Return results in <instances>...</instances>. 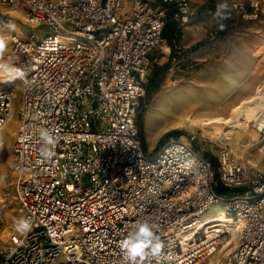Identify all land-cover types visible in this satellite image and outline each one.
<instances>
[{
	"label": "built area",
	"instance_id": "built-area-1",
	"mask_svg": "<svg viewBox=\"0 0 264 264\" xmlns=\"http://www.w3.org/2000/svg\"><path fill=\"white\" fill-rule=\"evenodd\" d=\"M194 1L0 0V11H21L23 27H47L41 39L10 36L4 60L25 76L0 77V149L21 93L13 183L32 224L10 237L0 264H128L120 245L143 219L160 226L164 248L142 264H264V171L241 164L222 141L216 156L196 133L145 152L138 121L152 56L163 46L187 67L182 34ZM203 1L221 17L223 0ZM228 6L246 22L264 15L263 0ZM168 23L178 30L172 46L162 37ZM42 129L56 142L51 157L41 154ZM218 204L234 225L199 231Z\"/></svg>",
	"mask_w": 264,
	"mask_h": 264
},
{
	"label": "rangeland",
	"instance_id": "rangeland-1",
	"mask_svg": "<svg viewBox=\"0 0 264 264\" xmlns=\"http://www.w3.org/2000/svg\"><path fill=\"white\" fill-rule=\"evenodd\" d=\"M231 1L233 0H228L227 3ZM212 6L213 4L209 1L206 2L203 0H197L193 2L190 23L183 29V41H192L194 37V34L184 33L187 28L188 30L190 29L189 32L194 31L197 35L199 34L198 36H201V41L186 48L188 49L189 55V63L187 67L180 65L178 59L173 60L172 65L164 74L163 82L158 87V93L152 92L151 94L147 93L146 95L142 112L147 110L145 115L144 134L145 152L148 156H153L159 142L167 134L173 132L180 133V136L186 135L187 133H196L207 138L210 143L212 141V143L215 144L214 154L216 156L218 155V149L221 145L220 142H218L219 140L216 141L214 138L210 139L207 136H204V133L199 130H172L162 135L160 134L156 139L151 140L148 137L149 133L147 132V114L156 97L159 96L160 93L167 92L172 103H175L176 101L179 102L180 98L185 96V93L182 92L183 86L187 85L192 80H194V83L200 85L196 81V78L200 76L201 73L205 75L203 77V83L205 82L204 84L209 87L216 84L217 80L227 79L229 76H234L239 79L244 78V85L249 83L252 89L255 85L260 84L264 80V55L263 58L256 63L255 60L248 56V51L245 50L243 46L246 41L251 42L253 45L257 42H264V15H262V17H260L257 21L246 22L239 14L230 13L227 19L221 20V17L218 18L209 14V10ZM14 11L18 10L14 8H4L0 11V34L9 31L7 45H9L11 35H21V32H24L27 35L36 33L39 36V39L47 34V27L45 26L37 28L27 26L23 27L21 23L23 15L21 11L18 12L22 15V17H19L16 13H14ZM221 25H223V28H221ZM18 30L20 33H17ZM215 31H218V35L215 39H212L210 36L212 33H215ZM262 49H264V43ZM169 57V53L163 46L155 51L152 56L153 67L149 71L150 79L154 72V65H165L168 62ZM15 94L13 114L3 133L0 149V177H2V179H0V253H4L9 248L10 237L13 234H18L14 227V221L23 217L18 210V204L15 199V187L13 183V140L15 134L14 136L12 135L13 133L11 129L16 132L18 124V111L21 93L17 88ZM168 108L169 110L164 112V116L169 113L171 114V111L175 110L174 104H172V106L169 105ZM168 122L169 120L163 119L161 128H163ZM166 140L167 138L165 141ZM246 141L247 140L244 142ZM154 143H157L156 147H154ZM245 145H247V143ZM263 146L264 134L259 141L252 142L251 146H244L243 153L235 150V148L231 149H233L234 156L241 164L250 166L259 171H264V156L258 160L255 157L257 153L261 154L259 151L263 148ZM160 148H158V150Z\"/></svg>",
	"mask_w": 264,
	"mask_h": 264
},
{
	"label": "bare ground",
	"instance_id": "bare-ground-1",
	"mask_svg": "<svg viewBox=\"0 0 264 264\" xmlns=\"http://www.w3.org/2000/svg\"><path fill=\"white\" fill-rule=\"evenodd\" d=\"M14 13L22 17L18 11H14ZM17 33H20L19 30ZM8 34L9 31L0 34V37H3L7 44ZM228 101L224 104L227 105L226 108H222L223 112L201 114L193 108L181 106L177 101L172 103L169 94L162 92L156 97L147 114L148 137L154 140L160 134L162 135L172 130H199L204 133V136L210 139L214 138L216 141H222L231 148L243 153L244 146H251L252 142L259 141L264 134V80L254 88L253 92L242 97L237 102L228 105ZM172 104H174L175 110H172L171 114L169 113L170 115L164 116V112L168 111V106H172ZM163 119H167L169 122L161 128ZM11 131L14 136V130L11 129ZM245 140L247 141L244 142ZM246 143L247 145H245ZM259 152L261 154L257 153L255 156L257 160L264 156V146ZM233 225L234 220L226 215L225 210L218 204L213 206L203 216L197 227L199 231L211 233L214 229L230 228Z\"/></svg>",
	"mask_w": 264,
	"mask_h": 264
},
{
	"label": "clouds",
	"instance_id": "clouds-1",
	"mask_svg": "<svg viewBox=\"0 0 264 264\" xmlns=\"http://www.w3.org/2000/svg\"><path fill=\"white\" fill-rule=\"evenodd\" d=\"M228 7L227 0L217 5V13H221V20L228 18ZM7 47V41L0 37V77H7L9 80L23 78L25 72L22 69L13 67L4 60ZM40 140L42 141L41 154L44 157H51L56 143L53 136L48 130L42 129ZM14 227L18 233L26 234L31 230L32 224L29 219L21 217L14 221ZM159 231L160 226L149 219L138 220L133 224L132 230L120 245L128 264H142L149 255L153 257L161 255L164 243L158 235Z\"/></svg>",
	"mask_w": 264,
	"mask_h": 264
},
{
	"label": "crops",
	"instance_id": "crops-1",
	"mask_svg": "<svg viewBox=\"0 0 264 264\" xmlns=\"http://www.w3.org/2000/svg\"><path fill=\"white\" fill-rule=\"evenodd\" d=\"M189 30L187 28L186 31H184V33L194 34V37L192 41L188 42L185 40L183 41V36H182V44H184L185 48H188L192 44L201 41V36H198L199 34L197 35V33L194 31L189 32ZM175 34L176 33L171 34V37L175 36ZM263 43L257 42L254 43L253 45L251 42L246 41L243 44L245 50L248 51L247 52L248 56L251 57L253 60H255L256 63H258L260 59L263 58L264 55L263 53L264 49H262ZM169 60L171 66L174 58L170 59L169 57L168 61ZM179 64L181 65V63ZM204 76L205 75L201 73L200 76L196 78V81L200 85L194 83L193 82L194 80H192L190 83L183 86L182 92L185 93V96L180 98L179 101L181 106H185L190 109L193 108L194 110H197L201 114L223 112L222 108H226L227 105L224 104L225 102H227V100H229L228 105L233 104L242 97L250 94L257 86L255 85L252 89L249 83L244 85L245 83L244 78L239 79V78H235L234 76H229L227 79L217 80L216 84H213L212 86L209 87L208 85L204 84L205 82L203 83ZM153 145L154 147H156L157 143H154Z\"/></svg>",
	"mask_w": 264,
	"mask_h": 264
},
{
	"label": "trees",
	"instance_id": "trees-1",
	"mask_svg": "<svg viewBox=\"0 0 264 264\" xmlns=\"http://www.w3.org/2000/svg\"><path fill=\"white\" fill-rule=\"evenodd\" d=\"M213 7V6H212ZM177 25L175 23H168L164 30H163V34L162 37L163 39H166L168 41V44L170 46H172V40L175 36L171 37V34L177 33ZM173 58L172 55L170 56V59ZM170 67V60L163 66H160L159 64L154 65V72L153 75L149 81V84L147 86V93L151 94L152 92L154 93H158V87L159 85H161V83L164 80V74L165 72L169 69ZM147 110H144L140 116H139V126L140 129L142 130V132H145V115H146ZM145 135V134H144ZM172 135H176L177 137L180 136V133H169L167 134L158 144V147L156 148V150H158V148H160L162 146V144L164 143L165 139L168 137H171ZM222 193H226L227 190L226 189H221Z\"/></svg>",
	"mask_w": 264,
	"mask_h": 264
}]
</instances>
